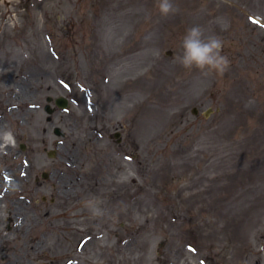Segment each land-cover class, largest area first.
<instances>
[{
    "label": "rangeland",
    "instance_id": "rangeland-1",
    "mask_svg": "<svg viewBox=\"0 0 264 264\" xmlns=\"http://www.w3.org/2000/svg\"><path fill=\"white\" fill-rule=\"evenodd\" d=\"M171 2L0 0V264H264V0ZM193 26L224 70L182 66Z\"/></svg>",
    "mask_w": 264,
    "mask_h": 264
},
{
    "label": "clouds",
    "instance_id": "clouds-1",
    "mask_svg": "<svg viewBox=\"0 0 264 264\" xmlns=\"http://www.w3.org/2000/svg\"><path fill=\"white\" fill-rule=\"evenodd\" d=\"M158 7L163 15L177 11L171 0H158ZM223 47L222 41L216 36L205 37L200 26H193L186 31L183 37V54L179 58L182 66L191 68H212L224 70L227 64L226 58L220 55ZM5 143H12L10 132L4 133Z\"/></svg>",
    "mask_w": 264,
    "mask_h": 264
},
{
    "label": "flooded vegetation",
    "instance_id": "flooded-vegetation-1",
    "mask_svg": "<svg viewBox=\"0 0 264 264\" xmlns=\"http://www.w3.org/2000/svg\"><path fill=\"white\" fill-rule=\"evenodd\" d=\"M254 7H257V4L252 3V4H246L245 6L240 8V12L242 15H246L248 17V20L250 23H252L253 25H256L259 27V21L258 18L259 16H256L254 13L256 12V9ZM251 9V10H250ZM264 28V26H263ZM6 58L7 60L2 61L1 59ZM9 59H12V55L7 52V51H0V71L6 73V74H10L13 72V68H11L10 65V61ZM3 64H6V66H3ZM6 78H2L0 79V98L2 96V85H3V80ZM8 84L10 82H7ZM0 104H1V99H0ZM13 159L11 161V164H13ZM5 165L4 164V159L3 157L0 155V172H2L5 169ZM7 165H9V163H7ZM118 167L117 168H113L110 170L109 175L114 179V180H118V176L120 175V173H118L119 170ZM120 193V192H119ZM108 263H110V260L108 259Z\"/></svg>",
    "mask_w": 264,
    "mask_h": 264
},
{
    "label": "water",
    "instance_id": "water-1",
    "mask_svg": "<svg viewBox=\"0 0 264 264\" xmlns=\"http://www.w3.org/2000/svg\"><path fill=\"white\" fill-rule=\"evenodd\" d=\"M57 104H58L59 106H61V107H67V105H68V100H67L65 97H60V98L57 99ZM46 109H47V111L50 112V113L53 111V110L50 108L49 105L46 107ZM56 132H57V133H61L59 128H56ZM49 154H50V156H53V155H54V151H51ZM44 176L46 177V174H45Z\"/></svg>",
    "mask_w": 264,
    "mask_h": 264
},
{
    "label": "bare ground",
    "instance_id": "bare-ground-1",
    "mask_svg": "<svg viewBox=\"0 0 264 264\" xmlns=\"http://www.w3.org/2000/svg\"><path fill=\"white\" fill-rule=\"evenodd\" d=\"M1 144L5 145L4 147L6 148L9 143H5L4 140H3ZM14 217L18 219L19 215L15 214ZM18 226L22 227V224H19ZM30 250H32L35 254H39L40 252H44L45 253L43 247L39 248V247H37V245L30 246ZM62 256H63V254L60 257H62Z\"/></svg>",
    "mask_w": 264,
    "mask_h": 264
}]
</instances>
